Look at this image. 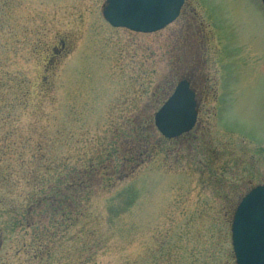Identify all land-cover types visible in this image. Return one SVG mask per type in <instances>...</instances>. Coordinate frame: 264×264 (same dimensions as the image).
Returning a JSON list of instances; mask_svg holds the SVG:
<instances>
[{
	"label": "rangeland",
	"instance_id": "374dc122",
	"mask_svg": "<svg viewBox=\"0 0 264 264\" xmlns=\"http://www.w3.org/2000/svg\"><path fill=\"white\" fill-rule=\"evenodd\" d=\"M188 2L145 34L106 0H0V264H236L233 213L264 184V19ZM191 70L200 122L165 139Z\"/></svg>",
	"mask_w": 264,
	"mask_h": 264
},
{
	"label": "water",
	"instance_id": "95a60500",
	"mask_svg": "<svg viewBox=\"0 0 264 264\" xmlns=\"http://www.w3.org/2000/svg\"><path fill=\"white\" fill-rule=\"evenodd\" d=\"M264 1V0H263ZM185 0H106L105 19L116 28L153 33L174 22ZM198 110L195 93L187 80L155 114V125L169 139L193 129ZM236 264H264V185L257 186L239 204L232 223Z\"/></svg>",
	"mask_w": 264,
	"mask_h": 264
},
{
	"label": "flooded vegetation",
	"instance_id": "af4514ba",
	"mask_svg": "<svg viewBox=\"0 0 264 264\" xmlns=\"http://www.w3.org/2000/svg\"><path fill=\"white\" fill-rule=\"evenodd\" d=\"M251 2H253L254 3V5L256 6V8L258 9V13L260 14H262V17H263V19H264V3H263V1L262 0H250ZM188 4H189V2H188V0H186V2H185V5L183 6V8H182V11H181V13H180V16L177 18V20L174 22V23H176L177 21H179L180 20V18L181 17H183V15H185L186 13H187V6H188ZM189 16V15H188ZM190 16H192V15H190ZM185 17H186V15H185ZM186 21H188L187 22V27L190 29L191 27H193L192 26V23H193V25L195 24V22L194 21H191L190 19H189V17L187 18V20ZM173 23V24H174ZM223 52H224V48H223ZM225 53V52H224ZM235 59L237 58L238 59V54L236 53L234 56H233ZM188 76H186L185 77V79L190 83V86H191V89L195 92V95H196V100H197V109H198V120H197V123H196V125H195V127L193 128V130L192 131H190L189 133H186V134H184V135H182L181 137H179V138H177V139H173V140H179L180 138H182L183 136H188L190 133H192L194 130H195V128H197V126H198V124H199V122H200V115H201V112H202V105L203 104H205V102H204V100L205 99H207L208 97H206L205 96V98L203 99V97H202V95H201V93L203 94V92L202 91H200V92H198V90L196 89V87H195V84H194V76H195V74L193 73V71L191 70V71H189V73L187 74ZM221 83H222V85H221V87H225V83L223 82V80L221 81ZM194 86V87H193ZM206 86H208V85H206ZM202 104V105H201ZM172 140V141H173ZM259 185H262V184H259ZM253 187H255V186H253ZM252 187V188H253ZM251 188V189H252ZM250 189V190H251ZM249 190V191H250ZM248 191V192H249ZM248 192H246L244 195H242L240 198L242 199ZM241 199L239 200V202H238V204H237V206H236V208L235 209H237V207H238V205H239V203L241 202Z\"/></svg>",
	"mask_w": 264,
	"mask_h": 264
},
{
	"label": "trees",
	"instance_id": "16d2710c",
	"mask_svg": "<svg viewBox=\"0 0 264 264\" xmlns=\"http://www.w3.org/2000/svg\"><path fill=\"white\" fill-rule=\"evenodd\" d=\"M73 184H71L72 186ZM70 187V186H69ZM68 187V189H69ZM66 190V189H65ZM48 191L52 192L50 195L51 196V200H47V202H50L52 205L56 206V208H58L59 204H61V202L59 201V197H55V196H59V188H56L55 186L48 188ZM63 195H65V193L61 192ZM61 194V195H62ZM40 197V196H39ZM49 197V196H48ZM40 201V200H39ZM66 216V215H65ZM69 218L65 219V222L68 221Z\"/></svg>",
	"mask_w": 264,
	"mask_h": 264
}]
</instances>
